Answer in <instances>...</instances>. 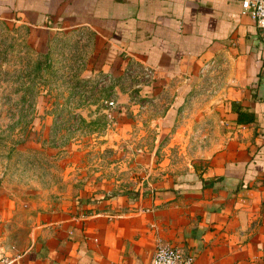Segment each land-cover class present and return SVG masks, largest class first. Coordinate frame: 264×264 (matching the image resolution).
<instances>
[{
  "label": "crops",
  "instance_id": "obj_1",
  "mask_svg": "<svg viewBox=\"0 0 264 264\" xmlns=\"http://www.w3.org/2000/svg\"><path fill=\"white\" fill-rule=\"evenodd\" d=\"M6 17L28 25L35 46L56 26L89 36L94 72L121 76L128 60L144 66L143 95L155 112L145 101L138 124L158 125L156 141L191 125L182 108L208 107L199 97L203 71L222 84L213 107L223 124L221 149L178 176L157 170L146 182L80 192L36 214L27 248L6 264H150L160 244L195 264H264V42L240 2L0 0ZM238 113L253 121L238 124Z\"/></svg>",
  "mask_w": 264,
  "mask_h": 264
},
{
  "label": "rangeland",
  "instance_id": "obj_2",
  "mask_svg": "<svg viewBox=\"0 0 264 264\" xmlns=\"http://www.w3.org/2000/svg\"><path fill=\"white\" fill-rule=\"evenodd\" d=\"M52 32L35 46L28 25L0 19V264L27 248L36 214L80 192L98 196L149 176L146 182L157 170L178 176L223 143L213 107L222 84L214 70L203 71L199 91L208 107L182 108L191 125L175 128L169 142L156 141L158 125L138 124L145 101L155 112L154 100L143 95L144 66L128 60L121 76L94 72L89 36L82 41L58 26ZM128 114L136 119L127 124L121 118Z\"/></svg>",
  "mask_w": 264,
  "mask_h": 264
},
{
  "label": "built area",
  "instance_id": "obj_3",
  "mask_svg": "<svg viewBox=\"0 0 264 264\" xmlns=\"http://www.w3.org/2000/svg\"><path fill=\"white\" fill-rule=\"evenodd\" d=\"M240 2L243 13L250 14L257 29L261 31V40L264 42V0H235ZM114 103L109 102V106ZM150 264H195L194 257L181 249L168 245H157Z\"/></svg>",
  "mask_w": 264,
  "mask_h": 264
},
{
  "label": "trees",
  "instance_id": "obj_4",
  "mask_svg": "<svg viewBox=\"0 0 264 264\" xmlns=\"http://www.w3.org/2000/svg\"><path fill=\"white\" fill-rule=\"evenodd\" d=\"M253 121V115L250 113H238V124H247Z\"/></svg>",
  "mask_w": 264,
  "mask_h": 264
}]
</instances>
